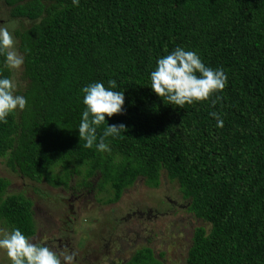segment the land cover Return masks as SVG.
Returning a JSON list of instances; mask_svg holds the SVG:
<instances>
[{
  "label": "trees",
  "instance_id": "trees-1",
  "mask_svg": "<svg viewBox=\"0 0 264 264\" xmlns=\"http://www.w3.org/2000/svg\"><path fill=\"white\" fill-rule=\"evenodd\" d=\"M1 5L25 56L16 94L28 101L0 122V158L10 170L53 187L76 175L77 187L89 189L97 178L103 204L118 202L138 179L151 188L176 183L184 211L201 222L192 228L186 264H264V0ZM177 47L225 71L215 106L214 95L179 108L151 89L157 60ZM4 61L0 55V78H13ZM109 80L124 92L125 111L106 117L107 124L127 131L108 137L111 151L100 152L79 138L81 90L95 82L108 87ZM8 186L0 177V225L31 238L32 201L7 194ZM126 264L162 262L142 248Z\"/></svg>",
  "mask_w": 264,
  "mask_h": 264
},
{
  "label": "rangeland",
  "instance_id": "rangeland-1",
  "mask_svg": "<svg viewBox=\"0 0 264 264\" xmlns=\"http://www.w3.org/2000/svg\"><path fill=\"white\" fill-rule=\"evenodd\" d=\"M2 2L0 24L6 23L7 13ZM14 27L11 24L10 30ZM20 73L12 71L16 81ZM0 177L9 183L7 194L21 193L32 201L36 232L30 239L67 244L78 252L79 264H126L142 248H150L162 264H186L192 228L201 224L184 211L176 183L163 181L151 188L138 179L118 202L103 204L97 201L105 196L96 187L97 178L89 179L93 181L89 189L77 187L81 177L76 175L66 186L53 187L45 180L35 183L23 178L2 158ZM10 263L0 250V264Z\"/></svg>",
  "mask_w": 264,
  "mask_h": 264
},
{
  "label": "clouds",
  "instance_id": "clouds-1",
  "mask_svg": "<svg viewBox=\"0 0 264 264\" xmlns=\"http://www.w3.org/2000/svg\"><path fill=\"white\" fill-rule=\"evenodd\" d=\"M73 6H79V0H72ZM17 40L6 23L0 24V55L5 57L4 67L19 71L25 63V56L16 47ZM156 68L150 73L151 89L166 99L169 104L179 108L194 102L209 101L213 106L221 99L217 93L227 86V75L223 69H213L204 64L195 51H186L177 47L171 53L159 58ZM115 80L108 81V87L95 82L82 88L83 104L78 126L79 138L83 147L96 148L100 152H110L106 139L123 138L127 131L123 123L108 125L106 117L124 114V92L114 91ZM18 83L14 78H0V122L7 123V117L17 109L24 110L27 99L18 95ZM217 120V127H223V120L216 112L210 113ZM102 129V132L99 130ZM172 204V202H171ZM0 250L6 252L11 264H79L78 252L67 244L47 242L39 243L27 237L19 228L8 231L0 228Z\"/></svg>",
  "mask_w": 264,
  "mask_h": 264
},
{
  "label": "flooded vegetation",
  "instance_id": "flooded-vegetation-1",
  "mask_svg": "<svg viewBox=\"0 0 264 264\" xmlns=\"http://www.w3.org/2000/svg\"><path fill=\"white\" fill-rule=\"evenodd\" d=\"M71 207V206H70Z\"/></svg>",
  "mask_w": 264,
  "mask_h": 264
}]
</instances>
